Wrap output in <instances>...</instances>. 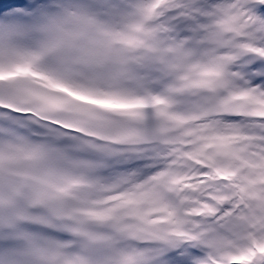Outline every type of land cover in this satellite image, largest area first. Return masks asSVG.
<instances>
[{
  "label": "snow or ice",
  "instance_id": "6c2138e0",
  "mask_svg": "<svg viewBox=\"0 0 264 264\" xmlns=\"http://www.w3.org/2000/svg\"><path fill=\"white\" fill-rule=\"evenodd\" d=\"M0 264H264V0H0Z\"/></svg>",
  "mask_w": 264,
  "mask_h": 264
}]
</instances>
